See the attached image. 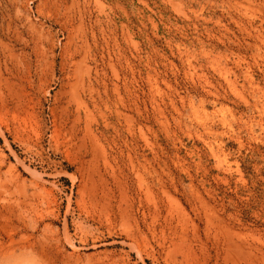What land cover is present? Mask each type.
Returning a JSON list of instances; mask_svg holds the SVG:
<instances>
[{
  "label": "rangeland",
  "instance_id": "374dc122",
  "mask_svg": "<svg viewBox=\"0 0 264 264\" xmlns=\"http://www.w3.org/2000/svg\"><path fill=\"white\" fill-rule=\"evenodd\" d=\"M0 264H264V0H0Z\"/></svg>",
  "mask_w": 264,
  "mask_h": 264
}]
</instances>
